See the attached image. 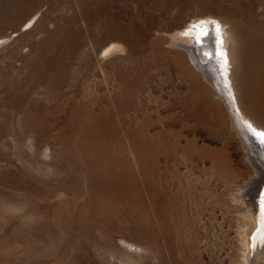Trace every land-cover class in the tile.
I'll return each instance as SVG.
<instances>
[{"label": "rangeland", "instance_id": "374dc122", "mask_svg": "<svg viewBox=\"0 0 264 264\" xmlns=\"http://www.w3.org/2000/svg\"><path fill=\"white\" fill-rule=\"evenodd\" d=\"M204 16L264 127V0H0V264H243L251 168L171 42Z\"/></svg>", "mask_w": 264, "mask_h": 264}, {"label": "bare ground", "instance_id": "6f19581e", "mask_svg": "<svg viewBox=\"0 0 264 264\" xmlns=\"http://www.w3.org/2000/svg\"><path fill=\"white\" fill-rule=\"evenodd\" d=\"M202 20H206V28L200 24ZM32 22L30 16L23 25ZM171 42L185 50L192 65L208 81L216 102L228 109L229 129L246 156V166L251 168L250 176L237 193L250 218L249 227L242 235L241 262L264 264V132L260 129L263 124L241 106L233 77L228 30L213 16L199 17L173 34Z\"/></svg>", "mask_w": 264, "mask_h": 264}, {"label": "water", "instance_id": "95a60500", "mask_svg": "<svg viewBox=\"0 0 264 264\" xmlns=\"http://www.w3.org/2000/svg\"><path fill=\"white\" fill-rule=\"evenodd\" d=\"M199 23H200V22H199ZM202 23H203V24H202ZM200 24L204 25V28H206V24H207V23H206V20H202ZM245 128H246V127H245ZM249 128H250V127H249Z\"/></svg>", "mask_w": 264, "mask_h": 264}]
</instances>
